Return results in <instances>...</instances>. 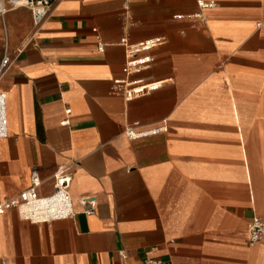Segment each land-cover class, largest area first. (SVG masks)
<instances>
[{
  "label": "crops",
  "instance_id": "obj_1",
  "mask_svg": "<svg viewBox=\"0 0 264 264\" xmlns=\"http://www.w3.org/2000/svg\"><path fill=\"white\" fill-rule=\"evenodd\" d=\"M203 1L205 21L188 18L198 0H54L40 29L27 8L0 20V203L34 168L52 194L71 165L76 213L6 211L0 264H264L248 231L264 215V0ZM124 38L164 42L129 77ZM115 80L160 86L127 100ZM136 123L167 130L130 139Z\"/></svg>",
  "mask_w": 264,
  "mask_h": 264
},
{
  "label": "built area",
  "instance_id": "obj_2",
  "mask_svg": "<svg viewBox=\"0 0 264 264\" xmlns=\"http://www.w3.org/2000/svg\"><path fill=\"white\" fill-rule=\"evenodd\" d=\"M54 6V0H0V20H3L10 10L27 8L32 15L33 26L40 29L49 17ZM199 11L190 15L192 21H205L206 11L215 7L213 3L198 0ZM162 38H154L137 45H130L126 38L121 43L126 48L128 61L123 68L126 76L139 74L149 68L152 57L149 55L155 47L163 44ZM99 50L104 51V45H99ZM8 59L4 58L1 72L6 67ZM0 72V73H1ZM159 84H144L142 80H115L114 91L125 95L127 100H132L140 95L155 91ZM5 93H0V141L7 139L8 118L6 113ZM139 124L126 129V135L130 139L146 138L166 131L165 125L154 129H138ZM70 166H63L54 175V192L50 195H41L38 190L42 185V180L36 168L31 172L30 187L23 191L18 197L0 203V216L6 211L15 209L18 215L25 221L32 224H47L58 220L73 218L76 213L73 209V198L70 194L72 173ZM90 200L85 199L83 203ZM93 211H87L92 214ZM249 241L251 244L264 242V215H255L248 225ZM145 264H164L159 259H149Z\"/></svg>",
  "mask_w": 264,
  "mask_h": 264
}]
</instances>
